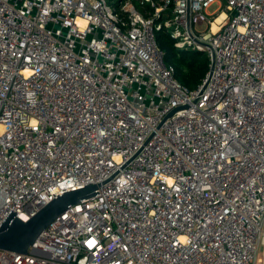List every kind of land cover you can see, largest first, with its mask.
<instances>
[{
  "label": "built area",
  "instance_id": "obj_1",
  "mask_svg": "<svg viewBox=\"0 0 264 264\" xmlns=\"http://www.w3.org/2000/svg\"><path fill=\"white\" fill-rule=\"evenodd\" d=\"M137 1L0 0V226L96 186L0 264H263L264 0Z\"/></svg>",
  "mask_w": 264,
  "mask_h": 264
},
{
  "label": "water",
  "instance_id": "obj_2",
  "mask_svg": "<svg viewBox=\"0 0 264 264\" xmlns=\"http://www.w3.org/2000/svg\"><path fill=\"white\" fill-rule=\"evenodd\" d=\"M95 189L96 186L89 185L83 189L64 192L27 220H21L13 213L10 214L0 226V249L26 253L43 229L72 205L92 196Z\"/></svg>",
  "mask_w": 264,
  "mask_h": 264
},
{
  "label": "trees",
  "instance_id": "obj_3",
  "mask_svg": "<svg viewBox=\"0 0 264 264\" xmlns=\"http://www.w3.org/2000/svg\"><path fill=\"white\" fill-rule=\"evenodd\" d=\"M132 1L141 13L145 15L153 13V8L149 4L141 6L137 0ZM154 36L164 52L166 63L174 67L178 82L190 90L197 89L209 71V54L198 50H178L171 36L164 30L154 31Z\"/></svg>",
  "mask_w": 264,
  "mask_h": 264
},
{
  "label": "rangeland",
  "instance_id": "obj_4",
  "mask_svg": "<svg viewBox=\"0 0 264 264\" xmlns=\"http://www.w3.org/2000/svg\"><path fill=\"white\" fill-rule=\"evenodd\" d=\"M223 2H221V5L219 3H214L212 6H210L207 10L209 13L214 14V16L218 15L220 11H223Z\"/></svg>",
  "mask_w": 264,
  "mask_h": 264
},
{
  "label": "bare ground",
  "instance_id": "obj_5",
  "mask_svg": "<svg viewBox=\"0 0 264 264\" xmlns=\"http://www.w3.org/2000/svg\"><path fill=\"white\" fill-rule=\"evenodd\" d=\"M222 17H219L216 22H219ZM213 29L215 30V25L213 26Z\"/></svg>",
  "mask_w": 264,
  "mask_h": 264
}]
</instances>
